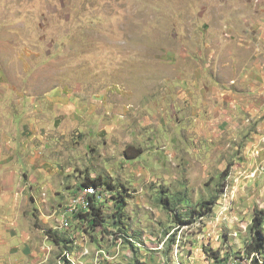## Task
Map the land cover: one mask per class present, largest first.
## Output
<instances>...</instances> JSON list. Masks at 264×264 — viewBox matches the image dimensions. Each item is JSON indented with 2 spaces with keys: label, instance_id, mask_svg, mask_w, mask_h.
<instances>
[{
  "label": "rangeland",
  "instance_id": "1",
  "mask_svg": "<svg viewBox=\"0 0 264 264\" xmlns=\"http://www.w3.org/2000/svg\"><path fill=\"white\" fill-rule=\"evenodd\" d=\"M261 217L264 0H0V264H252Z\"/></svg>",
  "mask_w": 264,
  "mask_h": 264
},
{
  "label": "built area",
  "instance_id": "2",
  "mask_svg": "<svg viewBox=\"0 0 264 264\" xmlns=\"http://www.w3.org/2000/svg\"><path fill=\"white\" fill-rule=\"evenodd\" d=\"M108 191L104 187L86 186L81 187L66 209L65 219L61 222L60 227L64 230L72 228L71 216L91 214L93 206H101L105 202L104 193ZM68 216V217H66Z\"/></svg>",
  "mask_w": 264,
  "mask_h": 264
},
{
  "label": "trees",
  "instance_id": "3",
  "mask_svg": "<svg viewBox=\"0 0 264 264\" xmlns=\"http://www.w3.org/2000/svg\"><path fill=\"white\" fill-rule=\"evenodd\" d=\"M86 186L104 187L103 185H101L99 183V181H96V180L95 181H91L90 184L83 185V187H86ZM107 187L110 188L109 186H107ZM95 210H96V207L93 206L92 213ZM91 214H85V217L87 218ZM95 214L97 215V218L94 219V222L95 223L100 222V218L101 217L98 216L99 213H96V211H95ZM257 221H258V224L256 225L257 222L255 223V225H256L255 239L252 241L253 242L252 243V246H253L252 248H254V249L250 252L249 255H253L255 253H258V255H256L255 257L252 258V264H264V242L261 241V239H264V231L262 229L264 219L261 217ZM220 262H222V261H220Z\"/></svg>",
  "mask_w": 264,
  "mask_h": 264
}]
</instances>
